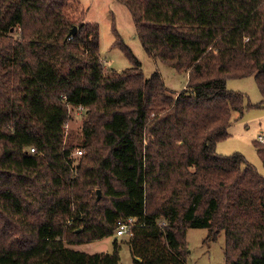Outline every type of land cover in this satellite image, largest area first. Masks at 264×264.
<instances>
[{
  "label": "trees",
  "instance_id": "1",
  "mask_svg": "<svg viewBox=\"0 0 264 264\" xmlns=\"http://www.w3.org/2000/svg\"><path fill=\"white\" fill-rule=\"evenodd\" d=\"M79 1L0 0V264H119L118 239L70 245L128 218L135 264H185L189 228L224 233L227 264H264V174L216 151L246 106L228 78L254 75L264 104V0H120L149 56L187 73L179 91L125 45L134 65L106 70Z\"/></svg>",
  "mask_w": 264,
  "mask_h": 264
},
{
  "label": "rangeland",
  "instance_id": "2",
  "mask_svg": "<svg viewBox=\"0 0 264 264\" xmlns=\"http://www.w3.org/2000/svg\"><path fill=\"white\" fill-rule=\"evenodd\" d=\"M78 6L86 12L87 20L99 23L100 55L106 70L113 69L121 72L134 65V61L122 47L125 45L139 60L146 76L159 70L165 83L171 89L179 91L186 86L187 73L176 72L172 67L149 56L136 33L131 11L120 0H80ZM116 34H119L118 38ZM116 39L120 41L118 44L115 43ZM226 82L229 89L240 91L246 96V106L243 112L232 120L228 128L229 136L217 143L216 151L224 155L241 152L260 173L264 174V163L255 146V140H260V136H264V104L261 103L263 95L254 75L230 77ZM249 103L256 106H248ZM69 113L70 116L65 125L64 140L75 146L73 156L77 157L76 154H79L80 151L76 150V146L83 139L81 125L85 109L73 108ZM97 191L100 197L101 190L97 189ZM207 236V228H189L187 230L189 253L185 258V264H227L224 253V233L216 240H209ZM128 237L129 234L121 236L112 234L101 239L78 242L70 246L90 253L112 252L115 247L114 241L118 239L121 257L119 264H135V257L132 255L128 243L123 241Z\"/></svg>",
  "mask_w": 264,
  "mask_h": 264
},
{
  "label": "built area",
  "instance_id": "3",
  "mask_svg": "<svg viewBox=\"0 0 264 264\" xmlns=\"http://www.w3.org/2000/svg\"><path fill=\"white\" fill-rule=\"evenodd\" d=\"M260 140L264 141V136H260ZM32 150H34V148H32ZM81 153L82 151L79 150ZM134 219L133 218H128L127 220L126 219H120L118 222H117V228H116V233H117V236H121V235H124V234H127L129 233L130 231V228L132 226V224L134 223Z\"/></svg>",
  "mask_w": 264,
  "mask_h": 264
},
{
  "label": "water",
  "instance_id": "4",
  "mask_svg": "<svg viewBox=\"0 0 264 264\" xmlns=\"http://www.w3.org/2000/svg\"><path fill=\"white\" fill-rule=\"evenodd\" d=\"M76 31V27L73 28L72 32H75Z\"/></svg>",
  "mask_w": 264,
  "mask_h": 264
}]
</instances>
